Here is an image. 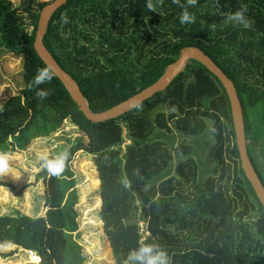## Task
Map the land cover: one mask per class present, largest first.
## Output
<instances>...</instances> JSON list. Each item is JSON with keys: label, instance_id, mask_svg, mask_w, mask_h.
Segmentation results:
<instances>
[{"label": "trees", "instance_id": "1", "mask_svg": "<svg viewBox=\"0 0 264 264\" xmlns=\"http://www.w3.org/2000/svg\"><path fill=\"white\" fill-rule=\"evenodd\" d=\"M49 3L22 0L15 7L0 0V48L23 59V88L0 107V157L21 152L68 121L88 145L41 161L45 214L0 216V247L33 251L38 257L30 259L34 264H84L71 168L75 155L83 152L97 171L99 214L115 264H133L130 253L144 245L163 250L169 264H264V209L241 169L221 83L191 60L164 92L118 119L94 124L50 70L51 81L35 84L38 71L48 69L33 45L39 13ZM242 9L247 26L229 19ZM185 10L194 19L181 24ZM241 26L248 28L242 39ZM43 44L96 114L156 83L183 48L200 49L235 85L247 153L264 186L250 122L253 111L264 133V0H196L194 5L188 0H70L53 15ZM41 91L47 92L43 98ZM207 122L214 174L200 182L197 164L188 157L192 148L183 144L177 148L182 160L175 176L159 181L173 160L158 140L162 133L170 132L173 123L183 136L197 138ZM125 132L131 143L123 152ZM57 158H63V171L53 175L47 164ZM134 215L137 220L131 222Z\"/></svg>", "mask_w": 264, "mask_h": 264}, {"label": "rangeland", "instance_id": "2", "mask_svg": "<svg viewBox=\"0 0 264 264\" xmlns=\"http://www.w3.org/2000/svg\"><path fill=\"white\" fill-rule=\"evenodd\" d=\"M38 3H49L52 0H35ZM15 7L22 5V0H12ZM34 6V11H36ZM31 21L27 19V24ZM229 26V22L221 25V29ZM239 38L244 37L245 26L239 27ZM31 30V29H30ZM232 31H236L235 28ZM227 44V40H226ZM227 46V45H226ZM23 59L21 56L0 48V107L9 98L18 94L23 88L22 81ZM157 112L169 114L163 108ZM250 122L254 137L256 162L264 177V133L259 129L258 116L252 111ZM207 130L197 138H187L179 133L173 123L170 124V132H163L159 139L165 144L173 155L167 171L159 181L175 176V167L182 160L177 154L180 145H188L192 148V158L198 167L200 182H204L214 173L215 163L211 158L212 136L211 123L207 122ZM71 128L75 130L72 131ZM129 134L125 132V142L121 146L130 145ZM77 144L88 145V139L71 122H63L61 128L48 137H38L31 141L29 146L10 156L0 157V216L26 215L32 218H41L45 214V185L43 168L40 163L44 158L57 157L67 149ZM187 157V158H188ZM71 168L75 173L76 189L79 204L76 207L78 213L77 242L81 246L84 264H115L111 254L109 242L103 230L101 221L100 182L91 156L78 152L71 162ZM9 185L12 187L9 188ZM100 199V207L95 206L96 199ZM253 221L255 219L254 216ZM134 215L131 222L137 220ZM144 229L143 223H139ZM16 251L12 257L3 258L4 254ZM28 253L15 247H0V264H34ZM40 261V260H39ZM40 264V263H39Z\"/></svg>", "mask_w": 264, "mask_h": 264}, {"label": "water", "instance_id": "3", "mask_svg": "<svg viewBox=\"0 0 264 264\" xmlns=\"http://www.w3.org/2000/svg\"><path fill=\"white\" fill-rule=\"evenodd\" d=\"M12 2V0H9ZM70 0H53L47 4L39 13L37 28L34 40V51L41 62L50 70L65 86L71 99L76 103L78 109L85 118L94 124L104 123L106 121L118 119L132 110L141 106L144 102L151 99L156 94L164 92L185 69V67L194 60L206 68L222 85L229 101L231 109V119L235 135V145L239 154L241 169L253 189L256 198L264 209V186L260 181L257 172L251 164L247 153V142L245 136V122L243 109L240 106L237 90L234 83L225 75V73L207 56L203 51L195 47H186L180 51L179 58L170 65L162 77L153 85L111 108L101 113H92L84 99L79 86L75 80L67 74L43 44L49 23L53 15Z\"/></svg>", "mask_w": 264, "mask_h": 264}, {"label": "clouds", "instance_id": "4", "mask_svg": "<svg viewBox=\"0 0 264 264\" xmlns=\"http://www.w3.org/2000/svg\"><path fill=\"white\" fill-rule=\"evenodd\" d=\"M188 2L189 4L194 5L196 0H188ZM148 7L151 8V5ZM245 11L246 9L237 10L229 17V19L247 26L248 22L245 19ZM193 19L194 18L187 10L183 11L180 16L181 24L190 23ZM52 78L53 77L48 69L40 70L35 78V84L40 85L45 81H51ZM46 95L47 92L45 91L39 92V96L42 98ZM47 168L53 175H59L63 171V158H57L55 161L48 162ZM129 260L133 262V264H169V258L166 253L152 245H144L140 247L138 251L131 252Z\"/></svg>", "mask_w": 264, "mask_h": 264}, {"label": "built area", "instance_id": "5", "mask_svg": "<svg viewBox=\"0 0 264 264\" xmlns=\"http://www.w3.org/2000/svg\"><path fill=\"white\" fill-rule=\"evenodd\" d=\"M30 258H38L37 255L33 251H26Z\"/></svg>", "mask_w": 264, "mask_h": 264}]
</instances>
